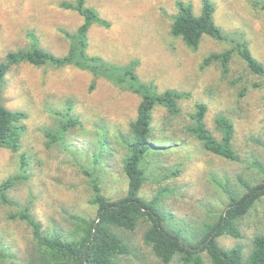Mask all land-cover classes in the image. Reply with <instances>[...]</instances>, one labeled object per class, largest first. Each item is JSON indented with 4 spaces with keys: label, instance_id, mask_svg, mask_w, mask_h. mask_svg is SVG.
Returning <instances> with one entry per match:
<instances>
[{
    "label": "rangeland",
    "instance_id": "obj_1",
    "mask_svg": "<svg viewBox=\"0 0 264 264\" xmlns=\"http://www.w3.org/2000/svg\"><path fill=\"white\" fill-rule=\"evenodd\" d=\"M75 1L0 0V63L9 52L33 47L55 57L66 56L70 42L64 33L75 34L82 18L60 5ZM208 1L214 7L213 22L228 42L243 43L264 66V0ZM178 2L192 6L199 15L202 0H85L98 24L91 25L86 34L84 53L131 71L139 82L152 83L159 93L173 90L185 95L179 101L178 116L168 115L161 107L152 114V139L162 146L160 176L171 170H178L179 175L143 186L140 195L151 199L160 187L172 189L174 194L162 199L161 207L176 220L197 226L226 207L223 185L236 188L239 180L250 185L264 180V82L247 70L236 53L226 76L218 62L203 66L205 58L233 45L203 37L195 49H189L171 36ZM1 99L6 109L23 112L27 118L19 152L0 149V183L24 178L7 193L10 203L0 201V247L10 255L0 264H39L32 230L19 214L26 210L43 232L63 234L74 228L69 216L95 218L84 171L98 178L105 197H123L127 182L120 168L124 151L119 135L126 134L140 99L127 88L94 79L68 64L60 68L16 65L4 78ZM197 103L206 105L204 122L216 139L220 133L215 118L223 116L231 122L232 148L240 162L205 152L185 131ZM73 120L80 124L59 130ZM104 135L109 157L100 156ZM20 156L25 159L24 168ZM144 226L141 222L132 232H118L130 248L122 264H162L143 244ZM238 229L239 240L223 236L217 239L218 245L223 249L240 245L247 252L251 238L264 231V198L238 221ZM203 261L208 264L204 255ZM168 264L182 262L174 258Z\"/></svg>",
    "mask_w": 264,
    "mask_h": 264
},
{
    "label": "trees",
    "instance_id": "obj_2",
    "mask_svg": "<svg viewBox=\"0 0 264 264\" xmlns=\"http://www.w3.org/2000/svg\"><path fill=\"white\" fill-rule=\"evenodd\" d=\"M264 3V1H263ZM61 8L75 11L82 18L76 33H64L70 45L66 56L59 58L33 47L28 51H14L5 55L0 63V149L13 154L20 150L21 131L27 116L23 112H13L3 106L1 93L2 84L7 73L16 65L28 64L33 67H73L89 72L94 79H107L113 84L127 88L137 95L140 102L133 121L128 124L126 134H120V145L123 155L120 158L122 175L127 182L123 197L110 200L102 194L98 178L88 171L83 174L88 178L91 187L89 203L96 207L93 219L69 216L74 228L69 233L52 231L45 233L39 222L35 221L27 211L19 214L20 220L32 230V236L38 248L39 264H122V259L130 254V248L118 232H132L144 222L143 244L150 248L151 253L162 264L170 263L178 258L182 264H204L203 255L208 264H264V231L255 235L249 242L247 252L240 245L223 249L217 239L223 236L239 240L241 238L238 221L264 198V180L250 185L239 180L236 188L222 186L226 197V207L209 216V221L189 226L184 220H176L165 211L160 201L174 194L168 187H160L153 198L147 199L140 195L143 186L159 184L160 181L179 175L178 170L165 172L160 176L158 157L162 154V146L154 142L152 135V114L155 108L161 107L170 116L181 113L179 101L185 95L178 91L165 90L157 92L152 83H141L136 74L121 70L101 62L98 58L87 57L84 53L85 37L91 25L97 23L96 13L85 6V0H76L74 4L62 3ZM177 14L172 19L170 34L179 38L189 49H195L203 37L215 41L227 42L231 49L221 54L210 55L203 61V66L218 62L222 75L228 73V64L236 53L243 61L247 70L260 77L264 82V66L252 55L243 43L228 42L222 30L213 22L214 7L208 0H202L199 15H195L192 6L178 2ZM264 9V6H263ZM94 83L89 87L92 91ZM187 98V97H186ZM206 105L197 103L189 115L191 125L185 131L193 136L203 150L213 156L229 162H240L232 148L233 126L223 116L215 118V128L220 133L216 139L206 128L204 117ZM80 124L76 120L61 125L59 130ZM164 127V126H163ZM163 130V129H161ZM107 135L99 142L100 156H110ZM264 148V145L262 146ZM22 168L26 166L24 157L20 156ZM99 164V158H95ZM154 179L155 177H159ZM21 179L7 178L0 183V201L10 203L7 198L9 190ZM8 251L0 247V263L10 258Z\"/></svg>",
    "mask_w": 264,
    "mask_h": 264
}]
</instances>
